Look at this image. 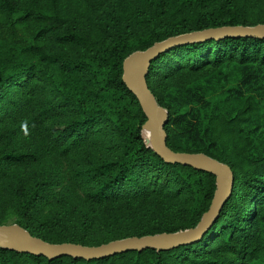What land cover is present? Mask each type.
Masks as SVG:
<instances>
[{
  "label": "trees",
  "instance_id": "1",
  "mask_svg": "<svg viewBox=\"0 0 264 264\" xmlns=\"http://www.w3.org/2000/svg\"><path fill=\"white\" fill-rule=\"evenodd\" d=\"M264 23V0H0V224L98 245L196 225L215 176L164 161L123 59L156 41ZM146 83L174 151L228 164L233 189L203 237L170 250L54 259L0 247V264H264V39L174 46Z\"/></svg>",
  "mask_w": 264,
  "mask_h": 264
},
{
  "label": "water",
  "instance_id": "2",
  "mask_svg": "<svg viewBox=\"0 0 264 264\" xmlns=\"http://www.w3.org/2000/svg\"><path fill=\"white\" fill-rule=\"evenodd\" d=\"M227 36L264 39V23L208 27L170 36L154 42L143 50L131 52L122 62V81L135 95L146 118L141 128V134L144 128L149 129L150 144L145 141L146 145L166 162L191 166L215 176L216 188L210 205L203 212L196 225L175 232H161L143 236L133 235L98 245H85L74 242H48L32 235L18 223L11 222L0 224V247L17 252L45 256L48 259L68 255L88 260L126 251H142L149 248L170 250L199 241L217 220L223 205L230 197L233 189L234 174L228 164L205 153L174 151L167 145V133L164 126L168 121V111L157 103L153 93L147 86L145 77L150 63L161 53L172 47L207 39H220Z\"/></svg>",
  "mask_w": 264,
  "mask_h": 264
},
{
  "label": "bare ground",
  "instance_id": "3",
  "mask_svg": "<svg viewBox=\"0 0 264 264\" xmlns=\"http://www.w3.org/2000/svg\"><path fill=\"white\" fill-rule=\"evenodd\" d=\"M142 135H143V137H144L146 143H147V144H150V133H149V129L144 128V129L142 130Z\"/></svg>",
  "mask_w": 264,
  "mask_h": 264
}]
</instances>
